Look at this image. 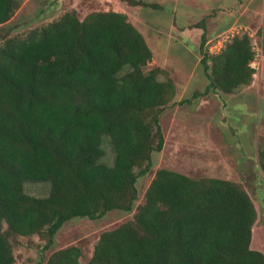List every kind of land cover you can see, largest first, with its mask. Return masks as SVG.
I'll list each match as a JSON object with an SVG mask.
<instances>
[{
    "label": "trees",
    "instance_id": "trees-1",
    "mask_svg": "<svg viewBox=\"0 0 264 264\" xmlns=\"http://www.w3.org/2000/svg\"><path fill=\"white\" fill-rule=\"evenodd\" d=\"M19 5L0 0V25ZM259 36L264 53V17ZM199 49L204 92L233 94L253 81L249 33L230 35L214 53L203 31ZM152 56L116 10L80 19L72 9L2 38L0 264H16L10 236L40 235L49 249L72 217L97 219L113 209H134L133 217L102 231L90 256L70 244L44 264H264V253L251 247L254 202L236 181L157 168L134 207L137 179L151 172L152 154L164 145L160 115L177 93ZM104 139L111 164L102 161ZM256 152L264 179V138ZM26 181L49 182L48 193H27Z\"/></svg>",
    "mask_w": 264,
    "mask_h": 264
},
{
    "label": "rangeland",
    "instance_id": "rangeland-1",
    "mask_svg": "<svg viewBox=\"0 0 264 264\" xmlns=\"http://www.w3.org/2000/svg\"><path fill=\"white\" fill-rule=\"evenodd\" d=\"M140 1L146 5H131L127 0H20L14 16L0 25V42L6 35L25 33L72 9L80 19L94 10L125 12L152 50L150 64L166 70L177 86L174 104L160 115L163 148L152 154L151 172L137 179L134 207L157 168L236 181L247 190L257 211L251 247L264 253V179L256 152V138H264V53L259 40L264 0ZM210 8L213 18H209ZM203 31L212 51L228 34L249 33L257 54L250 88L241 87L233 94L204 92L207 79L199 49ZM194 91L201 94L193 97ZM255 110L259 113H249ZM102 146V161L111 164L113 152L106 139ZM24 190L44 196L49 182L26 181ZM133 212L113 209L97 219L72 217L58 230L49 249H44L43 236H10L16 264H44L53 250L70 244L79 245L88 257L98 235L132 219Z\"/></svg>",
    "mask_w": 264,
    "mask_h": 264
},
{
    "label": "crops",
    "instance_id": "crops-1",
    "mask_svg": "<svg viewBox=\"0 0 264 264\" xmlns=\"http://www.w3.org/2000/svg\"><path fill=\"white\" fill-rule=\"evenodd\" d=\"M210 1H214V2H216V1H218V0H210ZM219 1H221V0H219ZM215 9V8H214ZM216 10V9H215ZM213 9L212 8H210V10H209V14H210V16H209V18H213ZM255 76V73H254V75H253V77ZM254 80V79H253ZM252 84V83H251ZM251 84L250 85H248V86H246V87H244V89L246 88V89H248V88H250V86H251ZM236 92H238V91H236ZM235 92V93H236ZM260 95V94H259ZM257 111V113H255ZM251 115H253L254 113H255V115L256 114H258L259 113V111L258 110H255V111H250L249 112ZM257 139V138H256ZM251 241H252V239H251Z\"/></svg>",
    "mask_w": 264,
    "mask_h": 264
},
{
    "label": "built area",
    "instance_id": "built-area-1",
    "mask_svg": "<svg viewBox=\"0 0 264 264\" xmlns=\"http://www.w3.org/2000/svg\"><path fill=\"white\" fill-rule=\"evenodd\" d=\"M237 33V32H236ZM234 33H232V34H228L227 35V37H226V39L230 36V35H233ZM226 39H224L223 41H222V44H220L217 48H216V50H214V51H212L211 50V48H209V50H210V52H218L219 51V49L221 48V46L223 45V42L226 40ZM219 43H221V42H219ZM256 53H255V57H256ZM254 60H255V58H254ZM254 60L252 61V63H251V65L255 68V66H254V64H253V62H254Z\"/></svg>",
    "mask_w": 264,
    "mask_h": 264
}]
</instances>
